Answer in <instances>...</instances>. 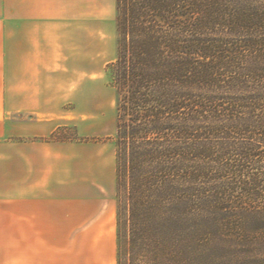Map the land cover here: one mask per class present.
<instances>
[{
  "label": "trees",
  "instance_id": "1",
  "mask_svg": "<svg viewBox=\"0 0 264 264\" xmlns=\"http://www.w3.org/2000/svg\"><path fill=\"white\" fill-rule=\"evenodd\" d=\"M115 24L116 264H264V0H116Z\"/></svg>",
  "mask_w": 264,
  "mask_h": 264
},
{
  "label": "crops",
  "instance_id": "2",
  "mask_svg": "<svg viewBox=\"0 0 264 264\" xmlns=\"http://www.w3.org/2000/svg\"><path fill=\"white\" fill-rule=\"evenodd\" d=\"M115 18L116 0H0V264H105L116 161L51 137L79 92L81 25L116 31Z\"/></svg>",
  "mask_w": 264,
  "mask_h": 264
},
{
  "label": "rangeland",
  "instance_id": "3",
  "mask_svg": "<svg viewBox=\"0 0 264 264\" xmlns=\"http://www.w3.org/2000/svg\"><path fill=\"white\" fill-rule=\"evenodd\" d=\"M95 30L94 33L81 25L79 55L74 57L73 62L74 70L79 69L81 73L79 92L75 95L73 106H67L70 111L65 112L70 120L57 129L56 137L65 141L100 143L114 162L117 93L111 86L108 66L116 56V31L113 23ZM87 74L93 77L84 79ZM112 190L110 196H105L104 224L96 228V231H105L100 252L105 264H116L117 258L115 183ZM80 242L82 252L91 254L89 241Z\"/></svg>",
  "mask_w": 264,
  "mask_h": 264
}]
</instances>
